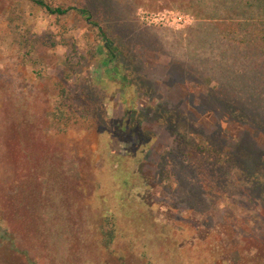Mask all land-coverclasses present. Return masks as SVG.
<instances>
[{
    "label": "rangeland",
    "instance_id": "rangeland-1",
    "mask_svg": "<svg viewBox=\"0 0 264 264\" xmlns=\"http://www.w3.org/2000/svg\"><path fill=\"white\" fill-rule=\"evenodd\" d=\"M44 1L52 8L89 10L92 22H99L113 38L123 41L125 51L134 54L152 95L142 97L139 89L128 88L121 67L112 60L102 67V61L109 59L105 44L98 29L78 13L50 17L30 2L0 0V264H97L87 225V202L96 190L88 164L95 140L85 124L55 132L57 84L67 87V103L79 110L84 106L76 97L88 79L107 77L105 106L112 117L151 101L189 112L200 134L211 135L218 122L226 159L234 143L245 137L248 149L264 153V117L259 116L264 115V77L235 52L224 55L221 32L226 23L219 30L210 26L220 44L203 46L208 39L217 42L215 36L205 35L210 31L206 23L201 26L205 37L196 45L190 42L188 30L198 29L201 23L190 0ZM139 10L171 11L192 21L181 30L147 26L138 18ZM171 63L177 67L170 69ZM222 68L228 85L240 80L238 96L247 91L255 115L245 113L233 98L224 101L219 96ZM148 128L157 142L140 170L147 182L143 196L146 209L153 203L159 206L157 212H147L149 217L155 213L166 223L192 228L197 239L210 238L223 246L230 260L244 262L261 252L264 200L251 193V181L236 169H224L213 155L212 160L201 155L190 158L195 152L164 129L154 123ZM104 198H98L102 207Z\"/></svg>",
    "mask_w": 264,
    "mask_h": 264
},
{
    "label": "trees",
    "instance_id": "trees-1",
    "mask_svg": "<svg viewBox=\"0 0 264 264\" xmlns=\"http://www.w3.org/2000/svg\"><path fill=\"white\" fill-rule=\"evenodd\" d=\"M21 1L40 7L50 17L65 16L69 12L81 15L98 29L99 36L107 49L106 56L109 59H104L101 66L105 68L106 62L112 60L115 66L121 67L123 82L127 83L128 88L139 89L143 92L142 97L152 95L146 79L139 74L140 68L133 59L134 54L129 51L128 54L124 50L126 48L123 41L113 38L99 22H92L93 18L89 10L76 7L52 8L44 0ZM190 1V8H196V19L201 21L198 29L188 30L191 33L190 42L196 45L202 37H205L201 26L208 24L207 28H210V31H205L207 32L205 35L211 34L216 38L217 35L210 26L215 28L217 26L218 29L221 24L226 23L223 28L225 30L221 32L222 42L224 41L226 46L224 55L232 56L230 51L235 52L238 57L246 61L248 67L256 72L260 71L259 77H264V0ZM202 42L206 48H209L206 46L209 42L214 45L221 43L212 39ZM176 67L177 65L173 63L169 65L170 69ZM219 72L223 77V83L217 90L219 96L224 101H227L228 97L233 98L234 103L243 107L245 113L255 115L254 105H248L247 91L241 90L238 96L240 80L228 85L225 68ZM211 73L212 71H209V74ZM106 78L88 79V83L76 97V100L84 106L80 110L71 102L67 103L70 101L67 97L69 95L67 87L61 83L57 84L60 103L52 113L55 132H66L72 124H85L90 137L94 136L95 142L90 153L94 156H91L88 164L96 179V190L91 192L87 202L90 212L87 225L90 226L91 241L98 256L97 264H264V247L260 249L261 252L247 261L230 260L224 253L223 246L217 245L210 238L204 241L197 239L196 232L192 228L182 223H173V225L166 223L155 216V213L150 214L152 216L149 217L147 212H157L159 206L153 203L147 208L150 210L146 209L147 204L144 203L143 195L147 189V182L140 174L142 165L151 157V150L157 142V136L148 128L151 123L164 129L181 145L195 152L194 155L190 153V158L201 155L204 156V160H212L210 157L213 155L224 169L238 170L240 175L242 173L251 181L253 187L251 193H257L256 197L263 200L264 153L248 149L243 144L249 143L248 138L245 137L240 142L234 143L232 152L224 159L226 143L222 141L221 124L216 123L217 131L211 135L197 133L194 130V121L190 118L192 115L177 106L167 107L165 104L161 106V103L148 101L141 109L130 106L120 117H112L105 106L108 93L103 82ZM123 82L120 83L125 85ZM226 103L221 102V105ZM259 116L264 117L263 113ZM198 137L202 140L201 143ZM164 157L165 155L159 158L160 162ZM97 161L100 164L96 166ZM247 165L250 167V172L247 170ZM161 166L159 177L164 174ZM158 167L159 165L157 169ZM220 181L222 184L221 177ZM105 194L107 195L104 198ZM99 196L108 200L105 202L102 199L105 207L100 205ZM124 207L128 209L123 210Z\"/></svg>",
    "mask_w": 264,
    "mask_h": 264
},
{
    "label": "built area",
    "instance_id": "built-area-1",
    "mask_svg": "<svg viewBox=\"0 0 264 264\" xmlns=\"http://www.w3.org/2000/svg\"><path fill=\"white\" fill-rule=\"evenodd\" d=\"M138 18L147 26L167 27L174 30L187 28L191 24L192 19L188 16L180 15L171 11L161 13H147L138 11Z\"/></svg>",
    "mask_w": 264,
    "mask_h": 264
}]
</instances>
